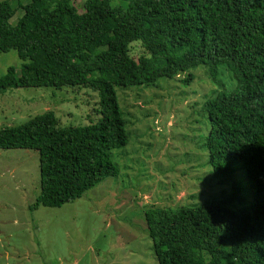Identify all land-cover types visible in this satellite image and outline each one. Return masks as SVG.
Here are the masks:
<instances>
[{
  "label": "trees",
  "instance_id": "16d2710c",
  "mask_svg": "<svg viewBox=\"0 0 264 264\" xmlns=\"http://www.w3.org/2000/svg\"><path fill=\"white\" fill-rule=\"evenodd\" d=\"M0 0V52L22 61L0 75L10 87H87L99 115L84 125L57 124L52 111L0 128V149L38 156L39 193L33 206L56 207L115 174L107 152L127 143L115 88L150 85L158 77L221 66L234 80L200 109L211 175L228 182L220 202L193 207L147 205L143 217L157 264H264V0H30L15 25ZM137 41L141 55L129 53ZM248 202L239 200L236 169Z\"/></svg>",
  "mask_w": 264,
  "mask_h": 264
},
{
  "label": "rangeland",
  "instance_id": "374dc122",
  "mask_svg": "<svg viewBox=\"0 0 264 264\" xmlns=\"http://www.w3.org/2000/svg\"><path fill=\"white\" fill-rule=\"evenodd\" d=\"M29 1L8 0L11 25ZM82 2L74 0L75 6ZM129 45L137 60L138 42ZM21 63L13 50L0 52V75ZM190 73L188 84L178 74L115 88L127 143L107 152L115 174L74 200L33 206L39 193L37 152L0 149V264H157L143 217L147 205L193 207L220 202L230 192L227 181L211 175L204 147L209 125L200 107L235 82L221 66L213 76L203 64ZM97 107L87 87H10L0 91V128L47 110L60 127L84 125L97 120ZM232 176L239 200L225 205L237 210L248 202L246 182L240 168Z\"/></svg>",
  "mask_w": 264,
  "mask_h": 264
}]
</instances>
